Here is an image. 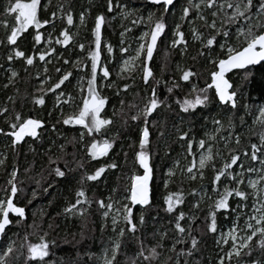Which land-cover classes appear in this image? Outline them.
<instances>
[{"label":"snow or ice","instance_id":"1","mask_svg":"<svg viewBox=\"0 0 264 264\" xmlns=\"http://www.w3.org/2000/svg\"><path fill=\"white\" fill-rule=\"evenodd\" d=\"M47 3L50 5L51 0H47ZM147 3L157 6L159 15L156 12L147 15L148 30L139 36L134 55L123 60V66L117 74L119 76L126 71L132 72L138 69L142 82L148 89L145 96L140 97L138 101L136 97H139V93L135 92L132 103L126 105L121 99L119 114L124 126H128L131 121L139 129V150L136 152V160L143 169V174H136L130 178L131 183L121 200H113L109 196L106 202L104 199L90 200L84 184L87 181L99 180L107 170H114L118 165L115 162L105 164L89 174L85 170L84 161L77 156L80 144H83L85 155L90 160H100L108 156L116 144V139L108 133L116 126L117 112L113 107L111 116L105 113L108 98L101 94L97 84L98 73L101 80L110 81L111 78L108 66L102 63L101 56L102 29L106 24V17L103 13L95 17L92 30L93 41L86 49L85 43L77 41L73 44L78 33L71 31L74 16L70 7L66 10L61 4L51 13L49 19H42L41 12L46 10L47 5L42 8L41 0H7L2 9L4 19L0 20V28H3L5 32V39L0 40V44H5L6 41V45L12 46L7 61L21 60L26 66H33L37 61L45 64L43 68L45 78L38 89L40 94L32 99L34 106L45 105L44 96L48 92L56 93L57 106L59 103L73 101L71 95L65 96L62 88L72 77L71 71L64 72L60 67H56L55 71L60 73L59 78L49 87H43L52 79L48 75L46 66L52 63L49 57L59 55L55 45L58 44L64 48L72 45L74 48L78 47L81 53H85L84 59L77 60L75 64L78 71L88 73L86 94L83 86L84 78L81 77L77 82L81 93V105L77 106L76 113L62 121L65 125L80 126L83 131L79 132L78 139L76 137L66 139L56 144L55 150L46 149L47 167L41 164L40 167L43 169L39 173L41 179L36 180L35 183L43 193H47L54 185L51 181H45L47 187L44 186L42 181L45 180V172L49 177L64 179L77 169L84 170L78 181L80 187L75 193V202L65 207L63 214L86 221L91 215L89 211L91 205L95 203L100 214L101 233L108 229L112 235L107 244H101L99 255L90 248H84L72 256L65 257L56 255L54 249L57 242L50 240L49 232L43 231L42 226L37 225L35 220L30 226L33 229L32 233H25L21 238L19 232H11L10 226H19L28 219L25 207L18 206V193L23 195L27 193L18 186L23 184V181H18L19 168L13 167L7 181L10 187L5 188L4 195L0 197V264H121L118 260L121 255L126 257L123 264H191L189 258L200 251V239L193 234L199 227L196 221L200 218L194 212L186 215L181 208V205L185 204V193L182 189L169 191L163 197L165 211L169 214L175 213L170 222L173 223L176 235L172 238L170 247L165 249L164 241L168 239L166 231L158 234L159 240L155 243L146 244L148 237L137 236L139 228L145 224L144 213L153 205L150 128H156L164 108L172 107L167 102V97L158 96L157 87L161 81L155 78L150 65L153 62L154 53L157 52L158 41L168 29L165 18L175 16L177 5L180 6V22L172 25V39L169 47L187 51L189 42L185 39V32L181 30L183 24L187 23L190 26L192 39L202 45L199 56H211L213 50H216L218 54L210 60V63L215 65V70L210 73V79L205 81V86H199L198 72L192 68L185 69L177 65V70L180 72L179 80L173 79L170 85L164 82L166 91L168 94H173L174 91L181 90V81L187 85L186 94L174 98L180 111L186 114H194L197 109L203 110L209 107L214 102L213 95L222 107L227 106L230 111L226 113V119L224 117L206 118L210 119L213 128L210 132L205 131L203 138L196 139L195 136H190L191 127L181 132L178 139L184 142L182 146L186 151L183 159L189 157L191 159L183 168L180 167V160L177 159L175 168L179 169L182 175H186L189 181H203L205 171L212 172L208 186L201 184L198 189H192L187 195L194 199L192 209L201 210V204L207 203V213L200 219V224L204 226L206 233H218L219 239L216 241L218 247L221 244L227 246V249L221 247L223 255H218L217 264H226V261L228 264H233V261L234 264H264V106L258 107V115L253 118L252 124L247 126L250 135H246L245 138L249 140V147L240 151L242 133L238 132L237 128L243 129L247 121L244 116L236 114L238 92L228 76L234 70L249 69L250 66L264 63V0H184L183 3L181 0H147ZM114 10L118 11L122 19L130 21L132 26L145 22L144 16L137 15V10L127 3H122L121 0H115V2L107 0L106 11L112 13ZM87 14L85 12L79 14L81 26L85 25ZM115 18V16L112 17V19ZM57 19L64 21L66 26L54 38L53 30L57 27ZM197 24L205 29L207 35L196 27ZM49 25L51 29H48ZM29 29L33 31L29 33ZM131 31L132 27H126L121 32V37L123 38L125 33ZM25 33L31 36V54L21 50L18 43ZM45 44L47 47L43 50L37 47ZM123 44L122 39L121 45ZM129 47L122 46L120 51L128 53ZM105 48L109 54L106 59H111V54L114 52L113 46L106 43ZM163 56L166 66L171 56L170 51L165 49ZM85 61H90V65ZM63 63L68 64L69 60L65 59ZM27 70L25 67L26 72ZM161 70L163 71V67ZM9 71L8 83L3 85L4 88L15 86L20 75L15 70ZM39 76L40 74H37L36 78L39 79ZM106 86L114 87L115 85L109 82ZM132 86L125 84L115 94L119 96L121 91L128 93ZM58 89H60L59 93H57ZM16 95L19 96V89L16 90ZM8 100L13 106L16 105V100L12 96H9ZM240 107L244 109L246 115H252L248 105L242 104ZM0 116L5 117V123L8 126V130L0 127V135L11 140L13 149L25 143L26 138H31L33 141L41 138L40 129L44 127V121L41 119L24 117L21 112L15 111L14 108L10 109L8 106L0 107ZM165 124L166 121L161 122V128L157 130L160 137L165 136L163 130ZM85 133L89 138L87 144H84ZM118 135L119 132H117ZM252 137H255V142H252ZM219 142L228 149V159H225L220 151H214ZM194 144L197 152L193 151ZM233 144L235 147H230ZM31 150L35 152V149ZM217 158L221 161L220 167H217ZM6 160V156L0 159V167L4 166ZM245 161H251V164L246 166ZM30 171L31 168L25 169V173ZM166 175L168 180L163 184L165 189L168 188L176 172L170 168ZM31 195L33 199L36 198V191L33 190ZM31 202V200L28 201L29 204ZM137 205L140 206L138 218L134 216ZM218 216L228 222L227 231L220 229L218 232ZM92 223L95 224V221ZM48 228L51 230L53 225L48 224ZM86 228L87 223L81 228L82 238ZM126 233L134 238L132 242L134 250L131 256L121 252L122 245L126 243ZM31 235L36 236L35 242L30 239ZM155 235L157 234L153 233V236ZM178 245H184V247H178ZM165 251L169 255H165Z\"/></svg>","mask_w":264,"mask_h":264},{"label":"trees","instance_id":"2","mask_svg":"<svg viewBox=\"0 0 264 264\" xmlns=\"http://www.w3.org/2000/svg\"><path fill=\"white\" fill-rule=\"evenodd\" d=\"M115 2V0H114ZM122 3H127L130 7L137 10V15H143L145 22L132 26L130 21L122 20L117 10L112 13L106 11L107 0H51V4L48 5L47 0H41L42 8L47 5L46 10L41 12L42 19H49L51 13L57 10V6L63 5L66 10L72 11L74 16V24L71 26L73 33H78V36L73 41L75 44L77 41L85 43L86 49L92 44L93 41V28L95 17L103 13L106 17V24L102 29V45H101V56L102 63H106L111 73L110 80H113L114 87L103 90L102 95L108 98V104L105 107V113L109 116L112 115L113 107H115L116 126L108 133L116 139V144L108 156L103 157L100 160H90L85 155V149L83 144L78 145L77 156L80 160L85 163V170L87 173H92L96 168L115 162L118 167L116 169L107 170L99 180L87 181L84 187L87 190L88 197L90 200L104 199L107 202V198L111 196L113 200H121L125 195L126 189L129 187L131 180L130 178L136 174H143V169L140 167L136 160V152L139 150V129L136 125L129 121L128 126H124L123 121L120 119V100L123 99L125 104L132 103L134 99V92L139 93V97H136L138 101L140 97L145 96V92L148 91L141 79V73L138 70L137 74H126L119 78H116V70L114 65L121 55L120 41L124 39L127 43L131 41V37H139L144 31L148 30L147 15L156 12L159 15L157 6L147 3V0H121ZM184 0H181L183 3ZM7 0H0V20L4 19L2 15V9L4 8ZM81 12L88 13L86 15V23L81 26L79 23V14ZM59 16V12L57 13ZM115 16V19L112 17ZM180 6L177 5L174 17H166V23L168 29L164 35L160 38L157 45V52L154 53V59L150 65L153 68L155 78L161 81V84L157 87V94L161 98L167 97V102L172 105L171 109L164 108L160 113L159 122L155 129L150 128L151 132V166L153 167V182H152V199L153 205L150 210L145 212V224L142 228H139L137 236L140 238L148 237L146 244L155 243L159 240V233L166 231L168 233V239L164 241L165 249L170 247L172 238L176 235L172 221L175 213L169 214L165 211L166 205L163 197L169 191L183 190L185 193V204L181 205V208L185 211L186 215H191L193 212L202 219L207 213V203L201 204V210L192 209L191 205L194 202L193 197L187 195L192 189H198L201 184L208 186L212 178V172L210 170L205 171V179L203 181H189L186 175H182L180 170L175 168V161L180 160V167L183 168L188 165L191 157L183 159L186 156L185 147L182 146L184 142L178 139L182 131H187L189 127L192 128L190 136H195L196 139L203 138L204 132L213 128L210 117H224L226 119V113L230 110L227 106H221L217 102V98L213 95V103L201 110L197 109L194 114H186L180 111L179 106L174 102L176 96H183L186 94L188 88L184 82L181 81L182 89L174 91L173 94H168L165 88V83L169 85L173 79L179 80L180 72L177 70V65L181 68H192L194 71L199 73L198 83L200 87L205 86V81L210 79V73L215 70V65L210 63L212 58L218 54L216 50H213L211 56L201 57L199 51L202 45L198 41L192 39V34L189 29V25L184 23L182 31L185 32V39L188 40L189 45L187 51H183L182 48L171 49L169 46L172 39V25L179 23ZM11 19V17H9ZM56 29L53 30V37L57 36L60 30L66 26L64 21L60 19L56 20ZM123 25V27H122ZM51 29V26H47ZM126 27H132L131 32L125 33L123 38L121 32ZM200 31H204L205 35L207 32L205 29L200 28L199 24L196 25ZM33 30L29 29V33ZM45 31V29H41ZM29 33H25L21 37L20 44L21 50L26 51L27 54H31L32 44L31 36ZM5 39V32L3 28H0V40ZM222 42V41H221ZM110 43L113 46L114 52L111 54V59H106L108 53L106 52L105 44ZM40 50L46 48L47 45L37 46ZM57 53L54 57H49L52 63L47 64L48 75L51 76L49 84L43 85L44 88L49 87L50 84L56 82L59 78L60 73L55 71L56 67H60L62 71H71L73 73L69 81H66L62 86L65 96L71 95L73 101L71 103H59L56 100V93L48 92L45 96V105H33L32 99L34 96L39 95L38 89L40 88L42 81L44 80L43 68L44 62L37 61L33 66H26L21 60H13L12 62L7 61V56L11 54L12 46L0 44V107L8 106L10 109L21 112L24 117H35L44 121V127L40 129L41 138L33 141L31 138H26V142L17 145L15 149L11 147V140L8 137L0 135V159L7 157L3 167H0V197L4 195L3 190L9 188L7 184L9 174L13 167H18L20 170L18 181H23V184L18 185L23 188V195L18 193V206H24L27 220L23 221L19 226H10L11 232H19L21 238L25 233H32L33 229L30 227L35 220L37 225L42 226L43 231L49 232V239L57 242L54 249L57 256H72L84 248H90L99 255L101 250V244H107L109 237L112 235L108 229H105L101 233V219L98 211V206L93 203L89 210L91 215L87 217V220H81L80 218H74L66 216L64 213L65 207L70 203L75 202V193L79 189L81 172L84 170L77 169L76 172L70 174L64 179L54 178L47 176L44 173L45 180L42 181L45 187L47 183L45 181H51L53 187L49 189L47 193H43L42 189L39 188L35 181L40 180L39 173L43 171L41 164L47 167L45 152L48 148L55 150V145L64 142L66 139L73 137L79 138V132L83 131L80 126L65 125L63 120L68 116L73 115L78 111L79 105H81V93L78 87V80L81 77L84 78L83 86H87L88 73L78 71L75 62L77 60L84 59L85 53H81L78 47L69 45L64 48L61 45H55ZM126 47V46H124ZM170 51L171 56L167 60L165 66V59L163 56L164 50ZM195 57V59H193ZM69 60L68 64H64V60ZM89 63L90 61H85ZM27 67V72L25 71ZM163 67V71L161 70ZM9 70H15L20 75L16 80L15 86L4 88L3 85L8 83L10 76ZM37 74H40L37 79ZM100 76L98 73L97 79ZM231 83L236 88L238 95V107L236 110L237 116H244L247 121V125L241 129L237 128L238 132L242 133L241 145L239 150L242 151L249 147V140L246 139L248 133V125L252 124L253 118L258 115L257 109L259 106H264V63L261 65L249 68L246 70H237L233 73L228 74ZM151 83V80H150ZM125 84L133 85L129 88L128 93L121 91L120 95L117 96L115 93L122 89ZM19 89V96L16 95V90ZM60 89L57 90L59 93ZM12 96L16 100V105L13 106L8 97ZM27 98V99H25ZM64 99L63 97L61 98ZM23 101V102H22ZM246 104L249 106V110L252 115H246L243 108L240 105ZM155 115V114H154ZM166 121L163 130L165 136L160 137L158 129L161 128V122ZM237 123L239 121L237 120ZM0 127L8 130V126L5 123V117L0 116ZM117 132L119 135L117 136ZM227 135V133H224ZM89 142V138L85 133L84 144ZM252 142H255V137H252ZM230 147H235L231 145ZM31 149H35L33 152ZM193 151L197 152L196 145H193ZM214 151H220L225 159H228V149L220 150L215 146ZM125 153L127 155L125 156ZM246 166L251 164V161H245ZM62 166V165H61ZM221 166V161L217 158V167ZM75 167V165H73ZM26 168H31V171L25 173ZM173 169L176 172L175 177L171 179L168 184V188L165 189L163 184L168 177L166 171ZM35 190L37 195L36 198H32V191ZM32 202L29 204L28 201ZM15 202V201H14ZM140 206L137 205L134 209V216L138 218ZM200 219H197L196 225H198L197 231L193 234L197 235L200 239L199 249L200 251L193 257L189 258L191 264H217L218 255L222 256L221 247L227 249V246L222 244L218 247L216 241L218 240V233H206L204 226L200 224ZM95 221V224L92 223ZM110 222V221H109ZM87 223V228L84 231V237L82 238L81 228ZM48 224H52L53 228L50 230ZM228 222L224 221L222 217L218 216V232L220 229H225L228 226ZM153 233L157 235L153 236ZM11 234V233H10ZM30 239L35 242L36 236L31 235ZM126 243L122 245L121 252H126L129 256L132 255L134 250V244L132 243L134 238L126 233ZM178 247H184V245H178ZM169 255L167 251L164 253ZM125 256L121 255L118 260L123 264ZM226 264L228 262L226 261ZM234 264V261H233Z\"/></svg>","mask_w":264,"mask_h":264},{"label":"rangeland","instance_id":"3","mask_svg":"<svg viewBox=\"0 0 264 264\" xmlns=\"http://www.w3.org/2000/svg\"><path fill=\"white\" fill-rule=\"evenodd\" d=\"M122 20L123 19L121 18V21ZM189 29H190V27H189ZM131 38H132L131 41H129L127 43L123 39V41H124V44L123 45H121V41H120V46L121 47L122 46H126V47H129L130 46V47H129V52L128 53H121V55L118 57L115 65H114V68L116 70V76H117L116 78H119V77H121L123 75H126V74L128 75V74H137L138 73V69H136V70H134L132 72H127L126 71L125 73H122L119 76L117 75L120 72L121 67L123 66V60L128 59L130 56L134 55V49L137 47V44L139 42V40H138L139 37L136 36L134 38L133 37H131ZM109 82H111L112 84H114L113 80L106 81V80H101L100 76L98 77L97 84L100 87L101 93L103 92V90H106V89H109L110 88V87H107L106 86ZM207 131L210 132V131H212V129L207 130ZM216 146L218 148H220V150H221V148H222V150H224V145H223L222 142L217 143ZM168 170L166 171V174H167ZM228 226L225 227V229H224L225 231H227ZM218 239H219V236H218Z\"/></svg>","mask_w":264,"mask_h":264},{"label":"water","instance_id":"4","mask_svg":"<svg viewBox=\"0 0 264 264\" xmlns=\"http://www.w3.org/2000/svg\"><path fill=\"white\" fill-rule=\"evenodd\" d=\"M259 65H256V66H250V68H254V67H257ZM242 70H246V69H242ZM234 71H237V70H234Z\"/></svg>","mask_w":264,"mask_h":264}]
</instances>
